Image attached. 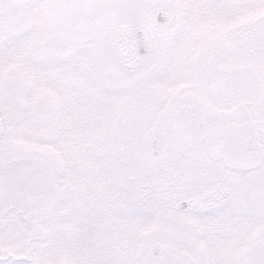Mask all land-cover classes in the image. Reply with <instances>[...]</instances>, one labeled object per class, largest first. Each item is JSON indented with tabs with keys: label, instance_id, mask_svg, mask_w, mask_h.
Returning a JSON list of instances; mask_svg holds the SVG:
<instances>
[{
	"label": "snow or ice",
	"instance_id": "1",
	"mask_svg": "<svg viewBox=\"0 0 264 264\" xmlns=\"http://www.w3.org/2000/svg\"><path fill=\"white\" fill-rule=\"evenodd\" d=\"M0 264H264V0H0Z\"/></svg>",
	"mask_w": 264,
	"mask_h": 264
}]
</instances>
